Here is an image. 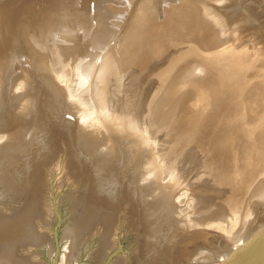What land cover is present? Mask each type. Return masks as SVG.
I'll use <instances>...</instances> for the list:
<instances>
[{"label":"water","instance_id":"water-1","mask_svg":"<svg viewBox=\"0 0 264 264\" xmlns=\"http://www.w3.org/2000/svg\"><path fill=\"white\" fill-rule=\"evenodd\" d=\"M0 264H264V0H0Z\"/></svg>","mask_w":264,"mask_h":264}]
</instances>
